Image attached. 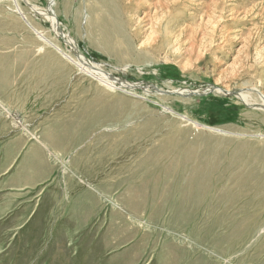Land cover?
Returning a JSON list of instances; mask_svg holds the SVG:
<instances>
[{"label": "rangeland", "instance_id": "1", "mask_svg": "<svg viewBox=\"0 0 264 264\" xmlns=\"http://www.w3.org/2000/svg\"><path fill=\"white\" fill-rule=\"evenodd\" d=\"M262 95L264 0H0V264H264Z\"/></svg>", "mask_w": 264, "mask_h": 264}, {"label": "bare ground", "instance_id": "2", "mask_svg": "<svg viewBox=\"0 0 264 264\" xmlns=\"http://www.w3.org/2000/svg\"><path fill=\"white\" fill-rule=\"evenodd\" d=\"M55 6H57V4H55ZM65 9H67V6H65ZM86 13H87L86 15H88V11ZM45 21H48L51 25L58 24L57 18H55L53 15L49 16L48 19H46ZM45 21H42V22H45ZM83 22H86V18L84 19ZM32 25H33V23L28 20V26L30 27V29H32L34 31V33L39 38V40H41L47 46L53 47L57 52H59L61 55H63L65 59H68L70 62L74 63L81 71H85L86 70V68H85V66L83 64H78L77 62H75V60L71 57V55H68L62 48H60L58 45H56L54 42H52L49 38H47L40 29L39 30H38V28L35 29L36 27H33L34 25L33 26ZM110 87H112V86H110ZM221 92H224V91H221ZM227 93H230V92H227ZM263 96L264 95L261 96V100H262V102L264 104V97ZM241 98L243 99V102L245 104H247V101H248L247 100V98H248L247 95L243 94V95H241ZM45 148H46V146H45ZM255 220H256V218L253 219V220H250L249 223H253Z\"/></svg>", "mask_w": 264, "mask_h": 264}, {"label": "water", "instance_id": "3", "mask_svg": "<svg viewBox=\"0 0 264 264\" xmlns=\"http://www.w3.org/2000/svg\"><path fill=\"white\" fill-rule=\"evenodd\" d=\"M228 95H231L230 93H227Z\"/></svg>", "mask_w": 264, "mask_h": 264}, {"label": "crops", "instance_id": "4", "mask_svg": "<svg viewBox=\"0 0 264 264\" xmlns=\"http://www.w3.org/2000/svg\"><path fill=\"white\" fill-rule=\"evenodd\" d=\"M28 108H30V107H28Z\"/></svg>", "mask_w": 264, "mask_h": 264}]
</instances>
